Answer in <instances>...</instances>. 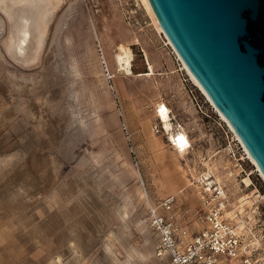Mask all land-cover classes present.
Wrapping results in <instances>:
<instances>
[{
  "label": "rangeland",
  "instance_id": "1",
  "mask_svg": "<svg viewBox=\"0 0 264 264\" xmlns=\"http://www.w3.org/2000/svg\"><path fill=\"white\" fill-rule=\"evenodd\" d=\"M60 5L30 64L6 52L0 11V264H162L147 199L176 195L191 225L201 172L224 184L229 215L264 246V176L145 0ZM120 45L131 74L115 62ZM160 103L184 142L169 141Z\"/></svg>",
  "mask_w": 264,
  "mask_h": 264
},
{
  "label": "water",
  "instance_id": "2",
  "mask_svg": "<svg viewBox=\"0 0 264 264\" xmlns=\"http://www.w3.org/2000/svg\"><path fill=\"white\" fill-rule=\"evenodd\" d=\"M165 36L237 134L264 176V0H148ZM62 0H49L40 26L29 17V37L3 46L17 63L30 64L42 47L51 15ZM38 31L40 38L38 39Z\"/></svg>",
  "mask_w": 264,
  "mask_h": 264
},
{
  "label": "built area",
  "instance_id": "3",
  "mask_svg": "<svg viewBox=\"0 0 264 264\" xmlns=\"http://www.w3.org/2000/svg\"><path fill=\"white\" fill-rule=\"evenodd\" d=\"M190 184L199 200L191 225L179 215L176 195L157 203L147 199V220L158 238L155 255L162 264H264V246L247 241L243 225L229 215L224 184L211 172L192 175Z\"/></svg>",
  "mask_w": 264,
  "mask_h": 264
},
{
  "label": "bare ground",
  "instance_id": "4",
  "mask_svg": "<svg viewBox=\"0 0 264 264\" xmlns=\"http://www.w3.org/2000/svg\"><path fill=\"white\" fill-rule=\"evenodd\" d=\"M49 0H0V6L2 9L8 13V15L11 17L13 22V30L14 34L9 40V47L14 48L16 50H20L21 47H23L24 42L27 41L29 37V28H28V19L29 17H32L34 19V25L37 27L40 26V24L45 21L49 17V10L47 3ZM148 8L152 12L154 19L156 21V24L158 25V28L162 30L160 24L158 23V20L155 16V14L152 11V8L149 4L148 0H145ZM61 6V5H60ZM46 37V36H45ZM40 38V31H38V39ZM2 42V41H1ZM170 43V42H169ZM171 44V43H170ZM115 62L119 66V68L127 74L132 73L131 68V62H132V53L128 49V47H124L120 45L119 51L115 55ZM183 67L187 71L188 75L190 76L191 80L194 82V84L198 87V89L207 97V99L212 103L206 92L203 90V88L200 86V84L197 82V80L194 78V76L191 74V72L188 70V68L185 66V64L182 62ZM116 65V64H115ZM153 73V68L151 65H149V69L143 74L149 75ZM213 104V103H212ZM214 105V104H213ZM215 107V106H214ZM221 118L227 123L231 131L235 134L237 140L241 143L243 146L245 152L247 153V157L250 158V160L256 165L253 158L250 156L249 152L237 136V134L234 132L230 124L226 121L224 116L219 112V110L215 107ZM169 108L164 103H160L157 108V117L162 123L163 129L168 133L169 135V141L172 143H180L184 142L187 137L185 134H177L174 131V127L172 124V118L169 113ZM257 166V165H256ZM258 168V166H257ZM259 170V168H258ZM260 171V170H259ZM261 174V172H260ZM262 175V174H261ZM247 178V177H246Z\"/></svg>",
  "mask_w": 264,
  "mask_h": 264
},
{
  "label": "trees",
  "instance_id": "5",
  "mask_svg": "<svg viewBox=\"0 0 264 264\" xmlns=\"http://www.w3.org/2000/svg\"><path fill=\"white\" fill-rule=\"evenodd\" d=\"M145 71H147V70H144V71H142V72H145Z\"/></svg>",
  "mask_w": 264,
  "mask_h": 264
}]
</instances>
